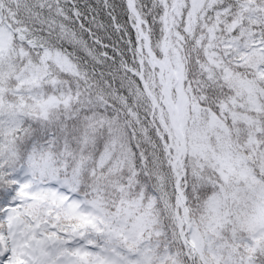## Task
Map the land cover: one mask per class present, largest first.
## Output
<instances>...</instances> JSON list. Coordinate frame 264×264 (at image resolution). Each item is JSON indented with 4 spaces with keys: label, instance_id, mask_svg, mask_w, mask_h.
<instances>
[{
    "label": "snow or ice",
    "instance_id": "6c2138e0",
    "mask_svg": "<svg viewBox=\"0 0 264 264\" xmlns=\"http://www.w3.org/2000/svg\"><path fill=\"white\" fill-rule=\"evenodd\" d=\"M0 264H264V0H0Z\"/></svg>",
    "mask_w": 264,
    "mask_h": 264
}]
</instances>
